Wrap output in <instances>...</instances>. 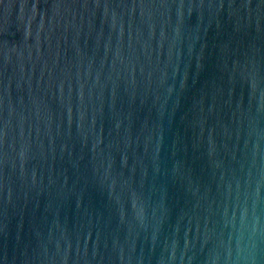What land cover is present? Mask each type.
<instances>
[{"label":"water","instance_id":"95a60500","mask_svg":"<svg viewBox=\"0 0 264 264\" xmlns=\"http://www.w3.org/2000/svg\"><path fill=\"white\" fill-rule=\"evenodd\" d=\"M0 264H264V0H0Z\"/></svg>","mask_w":264,"mask_h":264}]
</instances>
